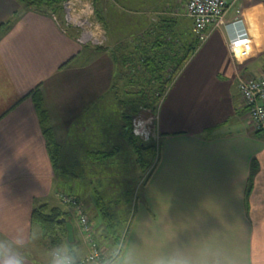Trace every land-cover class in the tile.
Here are the masks:
<instances>
[{
    "label": "crops",
    "instance_id": "obj_1",
    "mask_svg": "<svg viewBox=\"0 0 264 264\" xmlns=\"http://www.w3.org/2000/svg\"><path fill=\"white\" fill-rule=\"evenodd\" d=\"M187 1L174 2L179 13L181 7L185 13ZM165 3L170 8L166 0H91V13L103 33H130L137 27L136 33L145 35L154 28L141 27L145 18H169ZM13 15L12 26L0 32V259L7 250L19 255L23 264H50V257L32 244L44 243L42 229L36 232L31 220L35 208L47 204L72 215L58 194L74 195L86 207L97 240L104 243L113 233L100 213L94 221L102 195L81 186V178L89 176L90 185L97 178L115 179L107 199L117 200L115 210L121 205L119 217L128 210L131 190L117 181L126 177L115 171L120 147L101 169L89 157L90 151L104 150L110 143L108 134L94 131L90 136L96 141H86L83 132L99 120L93 112L84 121L78 119L100 98L93 89L97 75L88 73L93 68L78 70L83 51L79 38L50 15L25 8L17 0H0V25ZM226 17L228 21L242 17L251 51L233 55L226 29H211L180 72L163 85V94L155 100L160 154L145 185L138 186L135 180L137 206L124 249L118 254L109 250L106 264H264V131L255 129L238 88L240 75L264 73L263 2L240 0ZM172 22L166 29L173 27ZM106 50L101 53L107 55ZM38 86L57 143L70 137L86 141V151L78 152L82 167L72 175L78 178V194L64 191L65 176L52 164L38 111L29 97ZM71 219L78 243L83 235ZM58 248L73 253L70 246ZM88 253L87 245L82 254L71 255L74 264Z\"/></svg>",
    "mask_w": 264,
    "mask_h": 264
},
{
    "label": "rangeland",
    "instance_id": "obj_2",
    "mask_svg": "<svg viewBox=\"0 0 264 264\" xmlns=\"http://www.w3.org/2000/svg\"><path fill=\"white\" fill-rule=\"evenodd\" d=\"M166 1L167 3L170 2L169 4L170 8L169 7L167 8L166 3L164 4L165 9H168L169 11L167 15L171 16V17L169 16V19L172 21L176 20L178 23L177 32L175 31L176 33L175 37L177 38V40H175V44H176L175 50L177 51L178 55L181 57L186 52L184 50L185 49L184 46H182V43L187 44L186 42L189 40L188 45L190 43L194 44L195 39L196 38L198 39V36L195 32L194 26H192L191 24L190 21L191 19L186 16V11L184 13V8L181 7V12L179 13L178 7L174 3L176 0H166ZM180 1L182 4L185 5L184 2L186 0H180ZM261 1L263 2L264 5V0ZM171 2L174 3L172 4L173 6H171ZM61 7L62 9L60 11L50 16L58 20L59 23L66 30V32L78 37L79 41L82 43L81 46L83 48V51L82 54H80V56L78 57V70L82 68L86 69L87 66H91L93 69H88L89 70L88 73H90V71H93L92 72L93 75L95 74L97 75L93 83V89L100 94L99 95L100 98L96 102L95 104L96 106L92 107V110L85 111V113L80 115L78 119L80 118V121H84L83 119H85V117H87L90 113L93 112V115L97 116L99 120L97 123L93 124L94 126H92V128L88 126V129H86L83 132V135L85 134L88 135V139L86 141H96L97 139L96 137L90 136V133H92L93 131L96 134H99V136L101 133L104 134L103 135L104 137H106L105 134H108L109 139L107 140V142L112 145L110 146V144H107L104 147V149H107L109 151H113V150L116 151V149L120 147L119 150L121 154L115 158L116 163H118L119 165H116L115 171H119V173L121 174H123L124 172L126 177L124 179L118 178L117 181L121 182V184L124 185V190L125 187L127 186H129L130 188H126V189L131 190V203L128 204V210H123V214L125 213V215L121 214L119 217L118 208L121 209L120 208L121 205H119L117 207V210H115L114 206L119 204V203L116 204L117 200L112 197H110L111 199L110 198L107 199L108 198L107 196L109 194L111 196L110 192L113 191V187L115 185L114 183L115 179L103 178V180H101L97 178L98 180L97 179L96 180L98 182L100 181L101 183L94 181L93 183L94 185H90L88 181L92 179L89 176L81 178L83 180L80 183V185L81 186L87 185L91 189L100 192L102 195V198L101 196L100 198L107 206L108 211L113 215L114 213L115 215L117 214L116 216L120 219L119 220L117 219V217H115L116 220H118L117 222L118 228H120L119 230L120 231L119 234L121 237L120 242L116 245L112 240L104 243L103 242L100 243L98 241L99 244L102 245V250L104 253L103 261H104L105 254L109 250L115 249L116 250L115 252L118 254L121 252L119 251L121 250L120 248L124 249L126 239L131 227V223L133 221V215L137 206V194L135 193V191L137 190L136 187L144 186V184L148 179V176L153 170L154 163L156 161L155 159L146 167H141L137 163L136 156L134 154V146L127 142L126 138L123 136L122 133V127L124 123L122 115L124 113L132 115V131L134 136L139 138V140L144 143H155L157 145V150H156L157 151L156 156H157V154L160 152V143H159V138L156 135L157 132L155 131V126H154L156 113L154 112L153 114V112L151 111L150 108L152 107L151 105H149V101L152 102L153 99L156 100L160 99L161 97L160 95L163 94L165 89L163 88V85L168 82V79L170 78V74L173 68L176 67V65L170 64L169 66H166L167 70L165 72V79L162 80L161 82L159 83L149 82V79H147V74L143 73V69L140 64L135 69L131 67L130 64V62L136 61L137 57L141 59L140 58L141 55L138 54L137 56V52L139 51L135 47V44L137 43H135V41L133 40V37L136 36L134 34L136 33V28H137L135 27V25H134L135 30L133 32L130 31V33L106 34L103 33V31L97 30L96 21L95 19H93L91 13V0H67L62 3ZM130 7L132 9V6ZM51 13L54 12L51 11ZM110 16L113 15L111 14ZM67 18L69 20H67ZM144 20L145 21L141 23V27L144 26L153 27L154 24H156L157 22L159 23V19H156V21H154L151 18H145ZM138 36L142 37L143 35L138 34ZM145 36L146 39H148L149 43H152L153 37L148 36V33L145 34ZM183 36L185 37V39L183 38ZM199 43L200 45H203V43H201L200 41ZM97 46L103 47V50L107 48L106 50L107 55L105 53H101L103 51L97 52V50L94 48ZM109 46H111V48H108ZM150 46H146V47H150ZM126 57L128 58L127 59L128 63L125 62ZM83 73H87L86 70ZM146 92L149 93L148 94L149 96L143 97L141 93H143V95H147ZM145 99H147V102L145 101ZM107 106H108V113H106ZM85 137L87 136L85 135ZM100 138L102 137H99V139ZM86 141H78V140L75 141V138L70 137L69 139L65 140L61 145L63 154L61 160L62 166L60 171L61 174L65 176V178L63 179V183L65 186L64 191L67 192L73 191L76 192V194H78V187H77L78 182H76L78 178L76 177L74 178L72 177V175H78V166L82 167V165L78 163V156L81 155L82 152L86 151L85 149ZM78 152H81V154H78ZM84 156H85L84 159L88 158V155H84ZM99 164H100L99 167L101 169L103 165H101L102 163ZM106 165H109V163H107ZM111 168L112 167L108 168L109 172L112 171L110 170ZM136 176H138L137 179ZM135 180H138L139 182L138 186L136 184L137 181ZM58 188L59 187L56 186L54 190L56 191ZM91 189L90 191H92ZM98 195L100 194L98 193ZM110 206L113 210L110 208ZM98 214H99L98 210L95 211L94 213L95 222L96 221L98 222L100 218ZM125 216L127 219L126 222L124 223L122 221ZM40 228L41 226L36 224L35 231L37 232L38 229ZM42 236H43L42 238L44 239V243L39 244L37 240H34L32 244L36 245L37 243V247H36L37 252L42 253V255L45 256V258H47L50 257L51 251L58 247H55L48 239L44 237V235ZM95 237L98 239L96 233H95ZM71 247L73 249V253L72 252L70 253L71 255L73 254L77 255V252L79 254H82L87 249V245L85 244L83 238L82 239L80 238V241L78 243L73 244V246Z\"/></svg>",
    "mask_w": 264,
    "mask_h": 264
},
{
    "label": "trees",
    "instance_id": "obj_3",
    "mask_svg": "<svg viewBox=\"0 0 264 264\" xmlns=\"http://www.w3.org/2000/svg\"><path fill=\"white\" fill-rule=\"evenodd\" d=\"M23 7L28 9H33L39 13L52 15L57 13L62 9L61 5L63 2L67 0H17ZM53 11L54 13H51ZM16 20V15H13L8 20L3 22L0 25V32L4 33L6 32L13 24V22ZM134 21V20H133ZM137 23V21H135ZM170 23L169 18H161L159 23L157 22L154 24V28L148 33V36L153 37L152 43H149L148 39H146V36L143 35L142 37L138 36V33H134L136 36L133 37V40L135 41V47L137 50V56L138 54L141 55V59L137 57V60L134 62H130L131 67L134 69L137 68V66L140 64L143 69V73L147 74V79H149V82H161L165 79V72H166V66H169L170 62L175 64L176 67L173 68L170 78L168 79V82H170L178 72L182 69L188 58L191 56V54L198 49L200 46L199 39H195L194 44H189V46L185 47V53L183 56H179L175 53V40L177 38L175 37V31L174 27L177 26V21H173V27L169 29H166L165 25ZM137 25V24H136ZM177 32V31H176ZM147 36V38H148ZM181 36V35H179ZM168 38V40H167ZM182 39V37H181ZM151 45V46H150ZM150 46V47H146ZM97 51H103V47L97 46L94 47ZM164 52H167L168 55L166 56ZM173 53V59L170 58V54ZM127 57L125 62L128 63ZM131 61V60H130ZM149 76V77H148ZM129 87V86H128ZM147 93V92H146ZM149 93L147 95H141L143 97L149 96ZM161 96V95H160ZM29 97H31L32 101L35 104V107L38 111L40 122L43 128V133L46 138V141L48 143V147L51 152V160L54 168L61 169V160H62V146L57 143L53 129L49 126V115L48 111L46 110L44 106V97L40 90V87L38 86L35 90H33ZM149 98V97H146ZM156 99H153V101H149V105H151L152 108L151 111H156L155 102ZM147 102V99H145ZM151 103V104H150ZM148 105V106H149ZM123 127H122V133L123 136L126 138L127 142L134 146V154L136 156V161L141 167H146L149 165L152 161L157 159L159 157L160 152L156 156V150L157 145L155 143H144L139 140V138L135 137L132 131V115L130 114H123ZM117 153L116 151H109L107 149H98L93 150L89 152V157L97 163H105V161L112 159ZM145 185V184H144ZM103 201L100 197L98 199V205H99V213L101 216V220L105 223L107 228H110L113 235L111 236V240L114 241V244H118L120 242V234L118 235V220H116L115 217H117L114 213L111 214L107 206L102 203ZM61 218H66L68 220L71 219V215L68 212H65L60 207H50L47 204L41 205L37 208H35L31 215L32 223L38 224L42 228L43 235L46 239H48L54 246L60 247L61 245L66 246H73V244H70L67 239V230L64 223H59L58 220ZM117 219H119L117 217ZM120 220V219H119Z\"/></svg>",
    "mask_w": 264,
    "mask_h": 264
},
{
    "label": "built area",
    "instance_id": "obj_4",
    "mask_svg": "<svg viewBox=\"0 0 264 264\" xmlns=\"http://www.w3.org/2000/svg\"><path fill=\"white\" fill-rule=\"evenodd\" d=\"M239 1L240 0L187 1L186 16L193 21L195 32L201 43H204L208 39L211 29L224 28L228 33L229 47L233 55L235 54L237 56L238 52L241 50L245 52L251 51V39L248 31L244 27V20L242 17L234 21H228L226 17L229 8ZM67 20L69 19L67 18ZM238 88L245 106L248 108L249 116L255 129L264 131V73L259 76L240 75L238 77ZM58 195L62 203L72 209L71 218L73 217L77 222L78 229L89 247L88 255L79 263L106 264V262L103 261L104 253L102 246L95 237V231L90 222L86 207L72 194L60 193ZM120 249L122 250V248Z\"/></svg>",
    "mask_w": 264,
    "mask_h": 264
},
{
    "label": "clouds",
    "instance_id": "obj_5",
    "mask_svg": "<svg viewBox=\"0 0 264 264\" xmlns=\"http://www.w3.org/2000/svg\"><path fill=\"white\" fill-rule=\"evenodd\" d=\"M0 264H23V262L19 255L9 254L5 250L3 258L0 259ZM50 264H74V260L67 249L56 248L50 253Z\"/></svg>",
    "mask_w": 264,
    "mask_h": 264
},
{
    "label": "water",
    "instance_id": "obj_6",
    "mask_svg": "<svg viewBox=\"0 0 264 264\" xmlns=\"http://www.w3.org/2000/svg\"><path fill=\"white\" fill-rule=\"evenodd\" d=\"M60 223H64L66 230H67V239L70 244H74L76 242V237H75V226L71 220H68L66 218H61L58 220Z\"/></svg>",
    "mask_w": 264,
    "mask_h": 264
}]
</instances>
